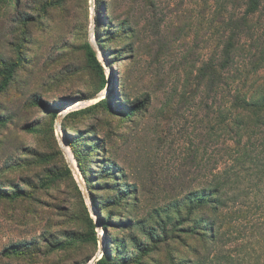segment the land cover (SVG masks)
Masks as SVG:
<instances>
[{"label": "rangeland", "instance_id": "1", "mask_svg": "<svg viewBox=\"0 0 264 264\" xmlns=\"http://www.w3.org/2000/svg\"><path fill=\"white\" fill-rule=\"evenodd\" d=\"M103 1L97 26L92 0H65L28 24L20 18L34 14L33 0H0V84L7 81L0 91V186L19 184L33 196L0 201V264H95L104 255L125 258L128 250L139 258L127 264H199L206 251L200 237L176 229L174 209L167 207L202 182L200 174L216 157L203 148L200 166L191 163L197 120L205 111L180 107L175 95L185 72H196L194 64L210 54L197 24L212 0H155V19L163 18L159 28L145 0ZM105 12H113L116 23L105 26ZM117 18L137 20L134 31L120 33ZM173 25L182 32L172 33ZM88 40L104 80L87 65L81 45ZM102 81L111 94L88 109L106 96L98 89ZM54 174L58 178L50 179ZM123 187L133 192L116 202ZM202 215L206 210L193 213ZM159 220L167 232L158 227L152 239ZM102 227L108 234L101 242ZM91 230L97 243L81 239ZM247 232L245 240L223 247L232 264H244L235 261L244 253L243 241L253 247ZM56 239L73 245L53 252L49 242ZM20 242H37L39 255H5V247Z\"/></svg>", "mask_w": 264, "mask_h": 264}, {"label": "trees", "instance_id": "2", "mask_svg": "<svg viewBox=\"0 0 264 264\" xmlns=\"http://www.w3.org/2000/svg\"><path fill=\"white\" fill-rule=\"evenodd\" d=\"M97 1L95 24L100 26L101 10L105 11L106 7L103 0ZM145 1L155 19V0ZM64 2L65 0H33L31 10H34V14L21 16L20 20L24 24L37 23L39 16L46 15ZM105 13V26L116 23L113 12ZM120 19L117 18L118 31L127 33L128 36V32L134 31L137 20ZM198 19L197 35L205 30L211 43L210 54L199 66L194 64L196 72H185L182 89L176 90L175 95L180 107L189 104L205 111L197 120V145L191 149V163L200 166L203 158L198 157L203 148L205 151L211 148L216 157L209 170L200 174L202 182L189 190L182 200L175 201L167 208L174 209L172 217L176 220V229L200 237L205 253L199 255L200 249L193 248L199 255V264H232L234 258L223 255V247L240 238L245 240L248 228L253 247L248 248V241L238 244L244 253L237 256L235 261L264 264V0H212L211 4L199 11ZM161 20L163 18L160 16L155 19L154 26L159 28ZM172 27L171 32L175 34H180L183 30L182 27L177 32V25ZM102 47L107 51L106 47ZM81 48L87 65L96 68L104 80V70L91 41L84 42ZM107 79L110 80V76ZM6 85L5 80L0 84V91ZM107 86L102 81L98 89L102 90ZM110 94L111 90L88 109L107 102L106 98ZM138 106L135 105L133 110H139ZM215 149L217 154L214 153ZM77 158L80 161V157ZM100 168V172L104 173L105 169L102 166ZM81 170L86 173L82 165ZM64 171L72 179L70 170L66 168ZM52 177L50 179H56L58 174ZM122 189L123 191L118 192L116 202L126 199L133 192L131 188ZM32 197L29 190L19 184L12 188L0 186V201ZM183 209L188 211L186 218L183 217ZM196 210H206L207 215L194 217ZM166 217L170 215L167 214ZM102 221L107 224L106 220ZM186 223L191 226H184ZM90 226L93 228L91 219ZM158 227L162 229V233L167 232V223L159 220L154 223L155 230L150 236L152 239L155 234H159ZM81 239H92L97 243L93 230L88 234L83 233ZM72 243L58 239L49 242L53 252L63 250L67 245H73ZM39 252L37 242L12 243L4 250L7 256L23 258H34ZM127 252L125 258L115 257L112 261L104 255L95 264H127L131 258H139L133 251Z\"/></svg>", "mask_w": 264, "mask_h": 264}, {"label": "bare ground", "instance_id": "3", "mask_svg": "<svg viewBox=\"0 0 264 264\" xmlns=\"http://www.w3.org/2000/svg\"><path fill=\"white\" fill-rule=\"evenodd\" d=\"M90 13H91L92 18L97 15V2H96V0H92V2H91V5H90ZM108 77H109V75H107V78ZM108 89H109V87L108 88L105 87L104 90L102 91V93H104L105 95H107L109 93V90ZM95 100L97 101V99H95ZM67 104H69L70 106L76 105V103H70V102L67 103ZM96 212H97V209H95L93 211V213H96ZM100 236H101V239H102L101 242L103 240H106L105 239L106 238V231L103 229V227H102V233H100Z\"/></svg>", "mask_w": 264, "mask_h": 264}, {"label": "water", "instance_id": "4", "mask_svg": "<svg viewBox=\"0 0 264 264\" xmlns=\"http://www.w3.org/2000/svg\"><path fill=\"white\" fill-rule=\"evenodd\" d=\"M107 88H108V86H107Z\"/></svg>", "mask_w": 264, "mask_h": 264}]
</instances>
